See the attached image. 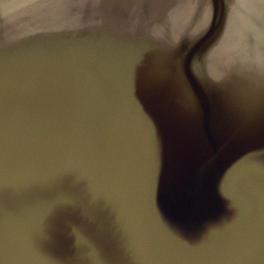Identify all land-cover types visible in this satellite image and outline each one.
I'll return each instance as SVG.
<instances>
[{"label": "water", "instance_id": "95a60500", "mask_svg": "<svg viewBox=\"0 0 264 264\" xmlns=\"http://www.w3.org/2000/svg\"><path fill=\"white\" fill-rule=\"evenodd\" d=\"M0 264H264V0H0Z\"/></svg>", "mask_w": 264, "mask_h": 264}]
</instances>
